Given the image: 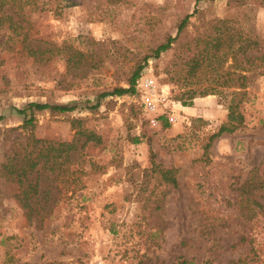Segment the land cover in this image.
<instances>
[{"label": "rangeland", "instance_id": "rangeland-1", "mask_svg": "<svg viewBox=\"0 0 264 264\" xmlns=\"http://www.w3.org/2000/svg\"><path fill=\"white\" fill-rule=\"evenodd\" d=\"M28 15L40 45L54 50L40 61L19 50L0 51V141L5 128L22 123L13 108L30 102L77 105L63 113L37 112L35 136L84 140L79 126L94 136L78 159L81 181L60 192L44 217L28 219L12 196L17 187L0 178V264H168L179 257L194 264L263 263L264 209L256 202L264 206V67L251 71L238 54L239 70H249L245 122L207 146L227 121L231 89L204 71L190 73L185 61L204 36L214 35L215 18L252 32L259 42L252 54L259 57L264 0H77L58 16ZM169 36L177 38L155 57L153 50ZM230 62L220 66L224 77ZM140 66L154 79L156 96H166L155 110H148L137 88L100 96L127 87ZM207 87L222 93L204 96L211 100L200 114L176 99ZM151 150L157 163L175 169L178 187L150 170ZM3 151L0 144V162ZM251 246L255 254L245 260Z\"/></svg>", "mask_w": 264, "mask_h": 264}, {"label": "trees", "instance_id": "trees-1", "mask_svg": "<svg viewBox=\"0 0 264 264\" xmlns=\"http://www.w3.org/2000/svg\"><path fill=\"white\" fill-rule=\"evenodd\" d=\"M109 2L115 3L118 0H109ZM75 5H77V0H0V51L19 50L35 60L46 59L54 49L40 45L42 40L35 37L37 33L34 31V22L28 13L49 11L58 16L65 8ZM190 17L191 14H188L180 21L177 35L183 31ZM213 28L215 29H213L214 35L204 36L202 38L203 46L185 61L190 73H196L199 70L204 71L205 77L213 78V82L216 84L224 82L231 89L227 92L229 96L227 121L220 126L218 132L209 137L207 146H210L212 141L221 134L232 133L244 124L245 116L241 106L248 94L247 72L258 67H264V53L259 57H254L252 54V51L259 45L252 32L243 28L242 25H236L227 18H215ZM80 37L85 39V36ZM176 38L177 36L167 37L153 50L154 56L158 57L162 52L168 50ZM239 53L244 55L243 60L248 62L249 70L247 68L241 69L243 67L239 70L240 63L237 59ZM73 54L79 55V60L84 55L82 51L77 49L74 50ZM229 59L231 60L228 65L229 71L226 73L227 77H224L223 73L220 72V66ZM72 60V57H69L68 61ZM257 60L260 61L258 65L255 64ZM79 63L75 61L73 65L76 66ZM141 68L140 66L135 69L128 80L127 87L118 86L113 91L104 92L100 96L134 94L137 81L141 76ZM221 93L222 91L217 87L191 89L177 96L176 99L181 101L184 106H192L193 100L197 96L204 97L210 94L220 95ZM76 107L75 103L53 105L41 102H30L25 108L14 107L16 113L22 116V123L3 130L0 141L4 150L3 159L0 162V178L17 187V191L12 196L17 200L28 219L44 217V214L52 212L60 192H66L69 188L76 187L81 181V175L85 172L79 167L78 159L86 142L94 136L93 133L86 134L87 131L79 126L77 133L85 135L86 139L84 138V140L59 141L37 137L34 133L36 113L44 110L63 113L72 111ZM3 119L4 115H0V121ZM161 120L164 127L169 126L164 117H161ZM13 133H16L14 137L12 136ZM8 141L10 143L6 146ZM133 141L139 142V138L135 137ZM4 143L6 147H4ZM151 164L150 170L153 173L159 174L161 179L171 187H178L179 182L175 175V169L165 168L157 163L153 150H151ZM74 165H78V167L73 168ZM256 204L264 209L260 202H256ZM155 206V209H160L158 203ZM151 207L154 209V205ZM252 252H254V247L251 246L243 258L248 259ZM243 258H239L237 262L242 261ZM168 264L194 263L179 257ZM259 264H264V262Z\"/></svg>", "mask_w": 264, "mask_h": 264}, {"label": "built area", "instance_id": "built-area-1", "mask_svg": "<svg viewBox=\"0 0 264 264\" xmlns=\"http://www.w3.org/2000/svg\"><path fill=\"white\" fill-rule=\"evenodd\" d=\"M136 88L143 95V100L146 103L148 110H155L159 101H165L166 96L164 94H159L156 96L155 91V82L154 79L150 76L141 74L139 80L137 81ZM169 120L172 122L173 117H170ZM155 120H153L154 122Z\"/></svg>", "mask_w": 264, "mask_h": 264}, {"label": "crops", "instance_id": "crops-1", "mask_svg": "<svg viewBox=\"0 0 264 264\" xmlns=\"http://www.w3.org/2000/svg\"><path fill=\"white\" fill-rule=\"evenodd\" d=\"M208 100H211V99H208V97H201L199 99H196L192 106H184V108L187 109V111L190 113L200 114L203 112L202 108H201L202 105L207 103V102H210Z\"/></svg>", "mask_w": 264, "mask_h": 264}]
</instances>
